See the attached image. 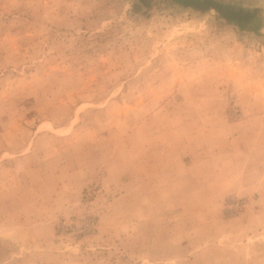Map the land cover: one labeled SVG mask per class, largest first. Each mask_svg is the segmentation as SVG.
<instances>
[{
	"label": "rangeland",
	"instance_id": "374dc122",
	"mask_svg": "<svg viewBox=\"0 0 264 264\" xmlns=\"http://www.w3.org/2000/svg\"><path fill=\"white\" fill-rule=\"evenodd\" d=\"M0 0V264H264V0Z\"/></svg>",
	"mask_w": 264,
	"mask_h": 264
},
{
	"label": "trees",
	"instance_id": "16d2710c",
	"mask_svg": "<svg viewBox=\"0 0 264 264\" xmlns=\"http://www.w3.org/2000/svg\"><path fill=\"white\" fill-rule=\"evenodd\" d=\"M178 6L191 9L196 12L206 13L216 11L220 18L231 25L249 30L255 27V21L259 10L244 8L220 0H172Z\"/></svg>",
	"mask_w": 264,
	"mask_h": 264
}]
</instances>
